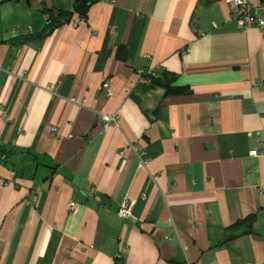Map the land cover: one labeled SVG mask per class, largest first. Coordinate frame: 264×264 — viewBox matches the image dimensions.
<instances>
[{
  "label": "crops",
  "instance_id": "crops-1",
  "mask_svg": "<svg viewBox=\"0 0 264 264\" xmlns=\"http://www.w3.org/2000/svg\"><path fill=\"white\" fill-rule=\"evenodd\" d=\"M73 5L0 0V264H264V29L227 0ZM43 8L73 14L38 36Z\"/></svg>",
  "mask_w": 264,
  "mask_h": 264
},
{
  "label": "built area",
  "instance_id": "built-area-1",
  "mask_svg": "<svg viewBox=\"0 0 264 264\" xmlns=\"http://www.w3.org/2000/svg\"><path fill=\"white\" fill-rule=\"evenodd\" d=\"M231 15L236 21L239 27H246L248 25H255L260 29H264V1L260 0H227ZM80 19H83L80 17ZM73 25L77 24V21L72 22ZM141 83H148V79L143 76L144 73H154L152 70H138ZM103 89L107 96H111L108 81L102 83ZM98 119L100 120L103 129H106L110 125H117L118 113H106L98 112ZM251 155L256 154V149L250 151ZM74 202L69 203V209H73ZM133 201L124 199L118 206L117 214L121 218H127L132 213Z\"/></svg>",
  "mask_w": 264,
  "mask_h": 264
},
{
  "label": "trees",
  "instance_id": "trees-1",
  "mask_svg": "<svg viewBox=\"0 0 264 264\" xmlns=\"http://www.w3.org/2000/svg\"><path fill=\"white\" fill-rule=\"evenodd\" d=\"M92 1L94 0H74L73 12L77 13L81 18L85 19L89 5L91 4ZM260 1H264V0H260ZM43 12L47 14V19L42 31L39 33L38 36H44L50 33L57 26L65 22H68L73 14V12L62 11L61 9H48V8H43ZM143 76L148 79V83L150 85L163 86L167 94H181L187 92L186 87L171 86L170 83L171 77L164 71H162L161 73L158 72L144 73ZM3 152L4 149L1 148L0 146V154H2ZM254 219H255L254 215H249L244 219L238 220L235 223H233L231 226H229V229L236 230L239 227H241L243 224L249 226L250 224H252Z\"/></svg>",
  "mask_w": 264,
  "mask_h": 264
},
{
  "label": "water",
  "instance_id": "water-1",
  "mask_svg": "<svg viewBox=\"0 0 264 264\" xmlns=\"http://www.w3.org/2000/svg\"><path fill=\"white\" fill-rule=\"evenodd\" d=\"M27 2H29V0H26Z\"/></svg>",
  "mask_w": 264,
  "mask_h": 264
}]
</instances>
